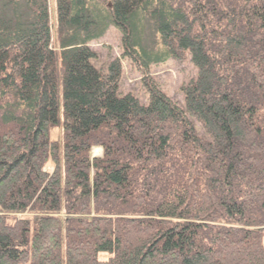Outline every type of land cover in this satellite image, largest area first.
<instances>
[{
    "label": "trees",
    "instance_id": "16d2710c",
    "mask_svg": "<svg viewBox=\"0 0 264 264\" xmlns=\"http://www.w3.org/2000/svg\"><path fill=\"white\" fill-rule=\"evenodd\" d=\"M50 3L0 0V264H264V0Z\"/></svg>",
    "mask_w": 264,
    "mask_h": 264
},
{
    "label": "rangeland",
    "instance_id": "374dc122",
    "mask_svg": "<svg viewBox=\"0 0 264 264\" xmlns=\"http://www.w3.org/2000/svg\"><path fill=\"white\" fill-rule=\"evenodd\" d=\"M50 4H55V0H49ZM121 33L120 31L112 27L106 36H104L99 42L90 45L91 49L94 50L99 58L95 61V66L97 68L105 67L110 59L119 58L120 45H121ZM124 67V78L121 84L122 92H130L135 97H137L141 102L148 103V95L143 84L140 81V77L137 71L131 70L126 64ZM152 71H154V78H157L161 90L173 98L181 107L183 104V92L181 88L186 86L190 80L196 79L198 75L197 68L192 64L190 58L183 64H179L174 60H171L165 64L158 66H152ZM60 119L62 121L63 115L61 114ZM62 127H57L52 134V138L56 141H62ZM202 134V132H200ZM62 143V142H61ZM101 156V150L95 151L93 156ZM53 168L47 166L45 171L52 172ZM108 255L101 254V258H107Z\"/></svg>",
    "mask_w": 264,
    "mask_h": 264
}]
</instances>
